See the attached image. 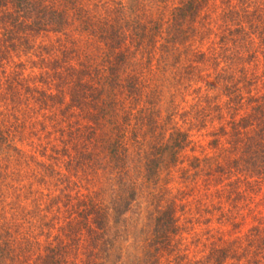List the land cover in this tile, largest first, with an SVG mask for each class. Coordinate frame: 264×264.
I'll return each instance as SVG.
<instances>
[{"label": "trees", "instance_id": "1", "mask_svg": "<svg viewBox=\"0 0 264 264\" xmlns=\"http://www.w3.org/2000/svg\"><path fill=\"white\" fill-rule=\"evenodd\" d=\"M156 1L164 0H0V264H114L110 224L137 197L127 167L137 142L155 186L184 161L176 167L183 177L222 183L208 206L197 199V217L188 209L182 221L175 199L158 206L150 250L137 264H162L172 253L175 264H264V0H180L164 30L153 18ZM156 52L170 91L208 77L207 88L192 91L182 126L163 134L145 115L152 108L131 114L148 93L136 58ZM27 66L38 72L26 75ZM131 117L141 119L139 138L127 136ZM48 121L43 151L68 160L64 174L40 163L32 173L33 158L14 144L35 139ZM202 130L212 155L193 139ZM14 159L10 174L4 163ZM48 177L64 185L61 194L39 189ZM206 215L238 233L248 216L252 225L233 239L209 235L207 255L187 262L178 235Z\"/></svg>", "mask_w": 264, "mask_h": 264}, {"label": "rangeland", "instance_id": "2", "mask_svg": "<svg viewBox=\"0 0 264 264\" xmlns=\"http://www.w3.org/2000/svg\"><path fill=\"white\" fill-rule=\"evenodd\" d=\"M179 2L180 0H164L162 2L156 1V3L154 4L153 18L157 20L159 25H161L162 30H164L165 26L167 25V18L169 17L167 14ZM41 41L44 42V38H42ZM158 44L159 43H157L156 46H158ZM200 46L203 51L207 50L208 43ZM158 54L159 53L156 52L152 56L148 57V55H146L144 56V58L139 55L136 58L140 63V72L143 80L147 84L146 92L148 93L144 95V97L141 99V102L135 104V106L132 108L133 112L131 114H134L138 109L140 110V108L142 107L152 108V113L147 112L145 115L146 117L150 116L152 120L154 119L155 122L159 124L158 132L161 133L165 129H170L173 123L175 124V126H182L179 117L183 110H189L191 105L194 103L195 97L192 94V91L198 85L202 88H207L208 77L202 83H198L197 86L190 85L186 90L170 91L168 90L170 87L166 86L169 83L170 78L168 77H170V71H167L168 69L163 66L159 67L157 62ZM29 56L23 57L21 60L26 61ZM15 61H17V59ZM25 71L26 75L38 72L37 69H31L29 66L25 68ZM153 85L157 87L155 91H153L152 89ZM145 102H147V105H145ZM134 120L133 117L130 118V122H128L129 127L127 129V136L132 137L133 134V139L137 137L139 138L143 132L141 130V119L139 118V120L136 122ZM47 125L48 127L52 126L50 124V121H48V124L45 123L42 131L39 130L38 135L35 139L33 138L28 142L18 141L17 143L14 142V144L18 147L17 149L27 153L33 158L32 164H29L28 166L31 169V172L35 169L36 163H40L41 165L50 166L48 167L47 172H49L52 168L56 172L64 174L65 165L68 160H65V158L61 157H58L57 161L56 159H53V148H48V146L47 149L43 151V148L46 146V143L48 142V140H50L51 137V133L48 134L47 132ZM66 125H62L63 127H65V131L68 130V128H66ZM161 134H163V132ZM205 134L206 131L202 130V132L196 134L195 138L193 139L195 141H199V144L203 147L204 151L209 155H212L213 152L207 145L210 138L206 137ZM56 146H59V144H57ZM128 146H131L130 141ZM141 149L142 148H139V142L135 143L134 146L127 148L130 154V157L127 161V167L132 181L136 184L137 197L135 199V202L132 204L131 209L124 215L119 224L115 226L113 224H110V236L113 244L115 243V253L118 254V257L114 258V264H137V257H143V252L150 250V248L147 246L151 241L153 221L158 206L161 209L167 203L175 199L176 204L179 206L178 215L181 216L182 214H184L181 217V219H183L182 221H184V218L189 217V215H187L188 209L191 211V213H193V215L196 212L195 202L197 201V199H201V203L208 206L209 201L213 199V196H211L210 193H213L215 191L217 185L222 184L221 182H203L205 180L203 177H197L196 179L194 177H183L182 172H177L178 169L176 167H179V169L188 167V162L184 161L182 165H179L178 163L168 175H163L160 183L155 186V184L150 183L145 178L142 164L138 161V154ZM200 153L201 149L198 148L195 154L199 155ZM193 154L194 153L190 152L188 149L185 153V155L188 157ZM14 161L15 159L4 163L5 169L9 167L10 174H12L16 170V168L13 166ZM51 179L52 177H48V181H50L48 187L47 185L40 186L39 189L44 191L43 194L50 193L52 194V196L59 195V192L61 194L60 188L64 187V185H61L62 187L60 186L56 188L53 179L52 181ZM73 180L75 181L77 179ZM30 181L31 179L26 181L27 185L30 183ZM34 188L37 189V185H35ZM207 199L208 201H206ZM46 200L48 201L49 197H47ZM25 204H27L28 206L30 204V201H25ZM48 204L49 203L47 202V205ZM59 208L60 219L62 218L61 220H63L64 222V220L66 219V209L63 208L62 205L59 206ZM29 209L30 208H28V210ZM259 210H261V212H263L264 214V206L259 207ZM194 216L197 217L196 215ZM208 218L209 217L206 215L204 217V220L202 219L194 221L192 223L193 225H187L186 230L183 229L184 233L178 235L181 241L176 244L181 249L182 255L186 257L187 262H194L198 259L204 258L207 255L208 249L206 246L208 244V241L206 240L209 235L213 234L215 236L214 238L218 236L223 239H233L237 235L242 236L252 225L251 217L248 216L245 219L244 224L240 227V233H238V229L237 231H233L230 227H221L214 220L207 222L206 220ZM41 242L42 244H44L46 242V238L42 237ZM172 255L161 258L162 264H175L172 259L175 255ZM11 264H13V262H11ZM76 264H84V262Z\"/></svg>", "mask_w": 264, "mask_h": 264}]
</instances>
